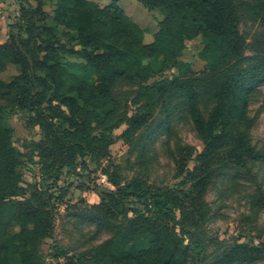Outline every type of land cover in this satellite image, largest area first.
Instances as JSON below:
<instances>
[{"label":"trees","instance_id":"trees-1","mask_svg":"<svg viewBox=\"0 0 264 264\" xmlns=\"http://www.w3.org/2000/svg\"><path fill=\"white\" fill-rule=\"evenodd\" d=\"M31 1L22 0L19 21L0 43V74L9 65L19 69L9 80L0 78V264H189L195 259L196 264H257L264 246L236 242L222 247L205 228L212 183L228 168L264 161V150L251 140L249 116L252 95L264 84V48L244 55V4L137 0L165 15L146 40L145 28L118 0L105 6L58 0L53 16L44 0ZM256 9L255 19L264 24V0ZM197 36L203 38L205 66L192 76L179 57L186 40ZM69 55L81 61H70ZM172 64L178 75L151 81ZM121 82L137 87L133 110L115 92ZM180 106L204 145L194 166H189L194 148L186 145L177 150L178 180L170 186L155 185L143 175L123 180L107 167L113 187L106 186L100 202L82 199L70 209L110 237L74 253L54 246L48 260L42 245L55 232L62 176L85 178V158L96 164L106 159L121 125H126L121 137L134 144L140 134V141L147 138L144 129L158 108L169 121ZM14 113L23 115L32 132L25 151L14 144ZM27 162L39 165L40 182L25 187ZM211 246H221L212 258L207 256Z\"/></svg>","mask_w":264,"mask_h":264},{"label":"rangeland","instance_id":"rangeland-1","mask_svg":"<svg viewBox=\"0 0 264 264\" xmlns=\"http://www.w3.org/2000/svg\"><path fill=\"white\" fill-rule=\"evenodd\" d=\"M57 1L44 0V9L50 16L54 14ZM93 1L105 6L112 0ZM118 1L126 12L145 28L146 40L155 33L159 22L165 16L160 10L148 11L137 0ZM236 1L244 4L240 21V30L246 39L244 55L252 56L264 48V24L255 19L252 13V10L257 11L259 0ZM31 2L35 4L33 0ZM21 7L22 0H0V43L8 39L12 27L19 21ZM203 48L202 36L188 39L179 57L180 61L188 64L192 76H199L204 69L205 62L200 56ZM67 59L75 62L81 61L78 56L74 55H69ZM18 72V67L9 65L0 74V78L9 80ZM178 74V67L172 64L170 68L163 70L151 81L160 78L171 79ZM136 90V86L123 82L115 87V92L123 105L130 110L136 107L132 102ZM208 109H205L206 115ZM249 116L252 119L251 140L258 149L264 150V84L258 86L252 95ZM169 117L168 121L167 112L162 107L158 108L152 124L144 129V136H147L146 142L144 138L140 141V134L134 144L127 143L121 137L126 129L125 124L121 125L115 130V142L106 159L96 164L90 158H85L87 163V169L83 173L85 178L75 177L69 172L62 176L56 191L58 194H63V198L60 201L55 200L57 201L55 202V232L52 238L44 239L42 245L48 260L50 259L49 254L54 251V246L74 253L97 246L110 237L111 234L108 231H100L90 221L75 217L70 209L71 205L82 199L89 203L100 202L101 193L106 190V186L100 183L99 179L107 175L104 172L107 167L117 172L123 180L143 175L155 185L170 186L178 180L175 163L177 150L179 146L186 145L194 148L193 157L189 162L190 167L194 166L197 155L203 150L204 145L191 116L180 106ZM10 123L14 129L15 146L25 151L23 144L32 137V132L26 128L23 115L21 113L12 114ZM143 142L146 143L145 150H143ZM22 171L24 173L21 183L23 186L40 182L38 164L27 162ZM84 186L89 187L90 190H83ZM263 195L264 161H251L246 167H231L224 170L206 193V200L212 209L211 217L205 226L206 230L213 237H219L222 247L236 242L264 246ZM221 246L209 247L207 256L214 257ZM195 260H191L189 264H196ZM257 264H264V255Z\"/></svg>","mask_w":264,"mask_h":264},{"label":"built area","instance_id":"built-area-1","mask_svg":"<svg viewBox=\"0 0 264 264\" xmlns=\"http://www.w3.org/2000/svg\"><path fill=\"white\" fill-rule=\"evenodd\" d=\"M99 182L102 183V184H105V186L113 187L112 183L108 180L107 175H103V176L99 179Z\"/></svg>","mask_w":264,"mask_h":264}]
</instances>
